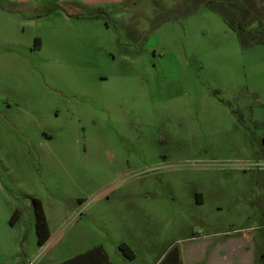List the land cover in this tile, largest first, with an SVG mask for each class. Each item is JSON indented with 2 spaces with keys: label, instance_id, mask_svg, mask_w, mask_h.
<instances>
[{
  "label": "rangeland",
  "instance_id": "obj_1",
  "mask_svg": "<svg viewBox=\"0 0 264 264\" xmlns=\"http://www.w3.org/2000/svg\"><path fill=\"white\" fill-rule=\"evenodd\" d=\"M224 5L0 0V264H264V34Z\"/></svg>",
  "mask_w": 264,
  "mask_h": 264
},
{
  "label": "trees",
  "instance_id": "obj_2",
  "mask_svg": "<svg viewBox=\"0 0 264 264\" xmlns=\"http://www.w3.org/2000/svg\"><path fill=\"white\" fill-rule=\"evenodd\" d=\"M263 146H264V139H263ZM34 203L37 207L35 213V229H36L37 243L39 246H42L48 238L47 226L44 216L39 208L38 202L34 200ZM118 251L128 259L133 258L132 252L125 244H120L118 246ZM59 264H111V262L109 261L103 249L100 247H96L89 251L84 252L83 254L77 255L69 260L63 261ZM166 264H181V262L178 258V255H176L171 261H169Z\"/></svg>",
  "mask_w": 264,
  "mask_h": 264
},
{
  "label": "crops",
  "instance_id": "obj_3",
  "mask_svg": "<svg viewBox=\"0 0 264 264\" xmlns=\"http://www.w3.org/2000/svg\"><path fill=\"white\" fill-rule=\"evenodd\" d=\"M222 17L230 26L238 24L254 25L258 34H264V0H223Z\"/></svg>",
  "mask_w": 264,
  "mask_h": 264
}]
</instances>
